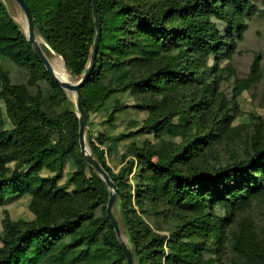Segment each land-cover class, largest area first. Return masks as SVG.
Returning a JSON list of instances; mask_svg holds the SVG:
<instances>
[{"label":"trees","instance_id":"16d2710c","mask_svg":"<svg viewBox=\"0 0 264 264\" xmlns=\"http://www.w3.org/2000/svg\"><path fill=\"white\" fill-rule=\"evenodd\" d=\"M25 1L48 45L47 56L52 49L68 74L82 79L96 38L92 0ZM96 2L102 33L82 88L88 126L94 128V114L111 131L130 108L148 112L130 134L91 130L89 139L119 189L115 213L124 218L135 264H264V226L238 220L252 206L264 205V144L253 137L232 164L185 170L190 160L211 151L212 140L231 139L235 129L230 123L204 128L196 122L194 107L202 99L173 101L197 86L203 96L213 95L222 80L235 75L234 56L250 21L262 12L256 1ZM260 65L247 79H235V90L255 89L264 76ZM129 98L142 103L131 106ZM166 134L179 139L173 149L161 150L166 161L153 162V140ZM145 136L152 141L136 140ZM128 139L133 142L123 157L126 164L114 173L106 152ZM22 197L29 199L34 220L4 219L0 264H127L107 213L108 187L81 155L69 93L52 79L6 0H0V206ZM167 208L194 217L179 220L169 235L156 233L153 217L166 216Z\"/></svg>","mask_w":264,"mask_h":264},{"label":"rangeland","instance_id":"374dc122","mask_svg":"<svg viewBox=\"0 0 264 264\" xmlns=\"http://www.w3.org/2000/svg\"><path fill=\"white\" fill-rule=\"evenodd\" d=\"M255 1L256 5H258V8H260L262 12L249 23V27L247 32L245 33L244 40L241 42L240 50L238 51V53H236L232 62V65L235 67V75L231 77L230 81L222 80L217 88V93L215 91L213 95L210 93L209 95L203 96V92H200L199 90L200 86H197L193 89H190L191 91H186L183 97L179 94L177 95L178 97L173 99L176 105H178L179 103H184V100L186 99H195L196 103H199V101L202 99L203 103L199 106L196 105L194 107L196 111L194 114L197 116H195L196 122L200 123V125L204 128H216L217 126H220V123H230V130L235 129V131L232 132L233 137L231 138L235 140L233 141V143L231 142V139L228 136H217L218 141L215 142L212 140V142H214L215 144L212 145L211 151L207 152L202 157H195L190 160L187 163V168H185V170H213L222 167L227 163L232 164L233 158L236 157V155H242V148L244 147L245 149L249 147V144L253 137L254 139H258L261 144H264V76L257 84V87L252 91L240 92L238 89L235 90V86H237L235 79H247L251 74L252 67L254 65H264V0ZM6 5L8 7L10 15L25 31L26 17L22 8L18 5V3L13 0H6ZM37 36L41 42H44V44H42V48L43 46L48 47L43 38L38 34ZM258 56H260L258 60L259 63L256 60ZM48 58L50 59L52 64L58 62L60 65H63L66 70V65L63 57L57 54L52 49L51 55L48 56ZM212 63L213 59L211 58L209 60V64ZM66 73L70 77V79L76 82L81 80H76L72 78L68 74L67 70ZM219 94H221V97L219 96ZM69 96L73 103L76 114V97L73 93H69ZM147 101L151 103H154L155 101L159 102L161 101V98L154 97V102L152 100ZM127 103L133 106L139 103L141 104L142 101L137 102L133 98H129L127 100ZM191 111H193V109ZM147 117V111L139 110L136 108H130L127 112L119 116V119L116 122V124L118 125L116 126V129L110 131L107 126L103 127L100 125L102 121L100 115H92L90 118V122L94 124V128L91 129V126H88L87 121L86 129V141L91 152L92 149L89 143V139L92 133L91 130H93L94 133L108 130L111 132L112 135H119L122 133L130 134L131 132L135 131V127H133L134 122L142 123V121H144ZM205 133L206 132H203L202 135H204ZM214 133L218 135L220 134L217 131H215ZM147 139H150L152 141V138H149L148 136L139 137L136 140L144 141ZM178 139L179 138L177 136L170 134L163 135L160 139L155 138L152 144L153 152L151 153L153 162L166 161V156L161 153V150L173 149ZM245 140L246 144L243 145L242 142H244ZM132 142V139H128L127 141L120 143L119 147L117 149H114L112 152H106L107 164L114 173H117L120 168L126 164V162L123 160V157L126 155V148ZM66 180L67 176L62 180V183H65ZM135 193L136 192L134 190L133 194L135 195ZM132 205L136 210H138L135 197L133 198ZM165 211L166 216L156 215L153 217V220L159 226V230L156 229V226H154L155 224L151 221V219L142 216L143 219L148 220L149 223L154 226L156 233L162 235H169V233L175 229L176 224L179 220L184 223L194 217V214L189 213L179 215L177 212L169 210L168 208ZM113 212L121 227L123 238L132 250V247L130 245V242L128 241V237L125 232L124 218L118 209L116 216L114 207ZM6 217L12 219L13 221L34 220V215L29 210V199L25 197L17 198L4 206H0V232H2L3 230L2 224ZM243 217H246L250 224H259L264 226V205L252 206L246 211V213L240 216L238 220L240 222H243Z\"/></svg>","mask_w":264,"mask_h":264},{"label":"water","instance_id":"95a60500","mask_svg":"<svg viewBox=\"0 0 264 264\" xmlns=\"http://www.w3.org/2000/svg\"><path fill=\"white\" fill-rule=\"evenodd\" d=\"M13 1L18 3V5L22 8L25 14V17H26L25 34H26L28 41L31 43L33 47V51L35 55L43 63V65L45 66L47 72L50 74L52 79L65 91L69 93H73L76 96L75 106L77 109L76 114H77V118L79 121V145H80L81 155L83 159L91 166V168L106 183L109 189L110 198H109V203L107 206L108 217L115 230L116 236L118 238L123 254L126 258L127 264H135L133 252L131 248L128 246V244L126 243V241L124 240L121 227L113 212L115 199H116V196L118 195L119 190L116 184L114 183V181L111 179L108 172L104 169L101 163L92 154L87 144V141H86V129H87L88 117H87V114L83 106L82 88L84 87V85L88 82L89 78L91 77L92 70L95 66V61H96V57L98 54L100 37L102 33L98 9H97V2L96 0H92L93 15H94L95 25H96V38L94 41V46H93V51H92V56H91L89 66L80 81L76 82L71 79V82H65V81H61L59 77L56 75V72L53 68V65L50 59L48 58L47 54L44 52L42 48V44H44V42H41L38 39L36 29H35V19L32 15V12L28 4L26 3L25 0H13Z\"/></svg>","mask_w":264,"mask_h":264},{"label":"bare ground","instance_id":"6f19581e","mask_svg":"<svg viewBox=\"0 0 264 264\" xmlns=\"http://www.w3.org/2000/svg\"><path fill=\"white\" fill-rule=\"evenodd\" d=\"M53 68L56 72V75L59 77L61 81L71 82L70 77L67 75L65 68L63 65H60L58 62L52 64ZM76 97V96H75Z\"/></svg>","mask_w":264,"mask_h":264}]
</instances>
